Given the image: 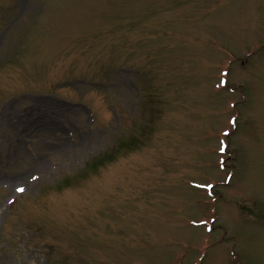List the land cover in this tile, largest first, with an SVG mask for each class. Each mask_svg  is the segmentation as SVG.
Listing matches in <instances>:
<instances>
[{
    "label": "rangeland",
    "instance_id": "1",
    "mask_svg": "<svg viewBox=\"0 0 264 264\" xmlns=\"http://www.w3.org/2000/svg\"><path fill=\"white\" fill-rule=\"evenodd\" d=\"M0 264H264V0H0Z\"/></svg>",
    "mask_w": 264,
    "mask_h": 264
},
{
    "label": "trees",
    "instance_id": "2",
    "mask_svg": "<svg viewBox=\"0 0 264 264\" xmlns=\"http://www.w3.org/2000/svg\"><path fill=\"white\" fill-rule=\"evenodd\" d=\"M98 162H99V160H98V159H97V160H95V161L93 162V164H91V165H88V166H87V168H91V167H95V166H97V164H99Z\"/></svg>",
    "mask_w": 264,
    "mask_h": 264
},
{
    "label": "snow or ice",
    "instance_id": "3",
    "mask_svg": "<svg viewBox=\"0 0 264 264\" xmlns=\"http://www.w3.org/2000/svg\"><path fill=\"white\" fill-rule=\"evenodd\" d=\"M21 191H22V189H21Z\"/></svg>",
    "mask_w": 264,
    "mask_h": 264
}]
</instances>
